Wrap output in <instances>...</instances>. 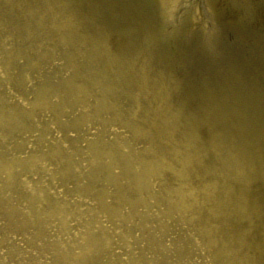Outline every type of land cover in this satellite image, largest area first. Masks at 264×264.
<instances>
[{"label": "rangeland", "instance_id": "rangeland-1", "mask_svg": "<svg viewBox=\"0 0 264 264\" xmlns=\"http://www.w3.org/2000/svg\"><path fill=\"white\" fill-rule=\"evenodd\" d=\"M236 55L254 69L241 70ZM181 74L188 79L180 85L170 79ZM76 86L89 97H72ZM206 92L219 96L225 117L211 113V123L199 125L202 142L189 143L186 124L212 106ZM100 99L110 103L101 113ZM167 104L181 114L174 136H162L157 125ZM1 118L0 162L41 154L48 160L0 177V264H34L37 257L45 264L68 237L46 217L37 220L41 230L18 227L28 205L38 213L63 202L77 210L74 237L99 210V194L124 215L139 195L166 213L168 196L184 186L195 188L192 205L168 218V234L154 230L167 251L158 264H264V0H0ZM226 134L229 144H207ZM112 148L122 181L104 163L92 164L95 151ZM126 150L129 166L173 154L180 168L185 154L200 161L187 177L164 169L148 194L133 185L137 172L123 165ZM63 168L67 173L56 175ZM208 186L213 207L204 203ZM106 214L100 219L113 234ZM123 226L135 238L126 245L116 236L111 251L153 264L154 244L140 226Z\"/></svg>", "mask_w": 264, "mask_h": 264}, {"label": "bare ground", "instance_id": "bare-ground-1", "mask_svg": "<svg viewBox=\"0 0 264 264\" xmlns=\"http://www.w3.org/2000/svg\"><path fill=\"white\" fill-rule=\"evenodd\" d=\"M234 62L240 65L241 70L247 68L251 69L253 68V64H251V60L244 56H238L236 55L234 57ZM256 67V66H255ZM254 69V68H253ZM258 69V68H256ZM259 70V69H258ZM173 83L180 85L184 81L188 79L187 75L181 74V75H173L171 78ZM155 83L157 84L156 80ZM147 90L151 89L150 85H147ZM75 94H72V97H79V99H82L83 101L89 97L90 93L88 94V91L86 87L84 86H76L75 88ZM207 94L205 97L207 98L208 102L211 103L212 106L208 107V115L207 116H201L196 115L192 120H189L187 126L188 131V141L189 143H193L192 139H194L196 142L199 140H202L201 131L199 129L200 124L207 125L214 117L211 113L219 114L222 118L225 117L224 114V105L222 101L219 99V96L217 94H213L212 92H206ZM65 96V95H64ZM66 97V96H65ZM104 101V102H103ZM96 110L97 112L104 111L107 108H109L110 103H107L105 99H100L97 101ZM168 109L161 110L160 115H162L157 123L158 127L161 129L162 136L163 135H171L175 132L179 124L176 123V119L180 114V111L175 112L173 105L167 104ZM96 112V111H95ZM99 113V114H100ZM176 113V117L174 115ZM98 118V114H96ZM102 120H100L101 125H107L108 120L104 119L101 116ZM88 116L86 115L85 120L88 121ZM91 119H95V116H92ZM5 118L0 119V124H3L5 122ZM113 122V121H112ZM114 123V122H113ZM198 124L197 128L195 127L196 124ZM211 123V122H210ZM209 123V124H210ZM115 124V123H114ZM241 125H239L240 127ZM143 130V129H142ZM141 131V129H140ZM144 133H148L144 129ZM174 136V134H173ZM246 140V139H245ZM124 141L118 140L117 145H121L120 142ZM126 141V140H125ZM202 142V141H201ZM222 143V144H229L230 140H228V136L222 135L220 138L216 139L213 137H210L207 144H216ZM233 144V143H231ZM122 145L128 147V142L125 143L122 142ZM204 145V144H201ZM234 145V144H233ZM153 146V145H152ZM130 147H128L129 150ZM114 149H110V151L99 152L95 151L92 157V164L99 165L101 163H104L106 166L110 168L112 171L111 178L114 181H122L123 175L119 173V170L117 169L118 162L115 159V156L113 154ZM100 153V154H99ZM126 160L123 161V165L127 166V168L130 170H134L133 172L136 173L135 180L133 181V185H135L140 191L146 192L150 194L153 189L154 185L151 181V178L153 176L159 175L164 169H175L179 172V175H183L184 177L188 176L187 170L188 167L192 164H195L200 161L199 157L193 156L192 154H185V156L182 157V161L185 163V165H182L180 168L177 167L176 163H174L173 156L176 154H173L170 159L163 158H153L151 161H144L140 160L141 162L137 166H129L133 164V159L130 156L129 151H124ZM191 155V156H188ZM47 159V156L44 154L41 155H33L27 160H17V158L12 159L10 161L3 160L0 162V177L4 174L7 176H13L15 166L16 165H31L34 166L38 163H45ZM159 161V162H158ZM141 165V166H140ZM62 171V173H67L68 168L63 169H56V175H59V173ZM190 175V173H189ZM47 189L44 187L43 191L41 192V195H44L41 197V201L45 204L48 199L46 198V191ZM207 190V196L204 198V203L209 204L210 207H213L212 200L213 195L211 194L209 190V186L206 189ZM172 193H174V196L172 197ZM170 196H168V202L172 206L171 211L161 213L159 211H156L157 209L153 210L148 205L147 199L143 198V195H139V199L134 201V207H131V210L133 213L124 215L121 213V210L118 209H110V203L108 200V196L104 193L98 195V201L97 205L99 207V210H92L90 211V217L87 218L83 222L82 226L83 229L74 237L71 236L70 226L72 220H78L77 216V210H72L69 208V206H65L63 203H58L53 206L51 210H45L41 211V213H38V211H35L31 205H28V208L26 210L21 211V214L24 213L23 218L18 222V227L24 229L27 228L30 225L36 224L39 227V230H41L43 224L41 222H37L38 219L41 218H47L49 221H54V224H58V227L61 229L62 235L68 236L63 237L59 240L58 243H56V246L53 248L52 253V259L46 260L45 264H140L142 262H145V256H142L143 260L140 258V256H136V258H133L130 262L124 260L123 258H119L116 256V253H113L111 251V247L114 244L115 237L117 236L118 241H121L128 244L127 241L129 239L135 238V234L132 232V229L127 227H124L123 224L135 226L136 224L140 226L141 229V235L144 236V239H147L151 243H153L156 255L154 258L151 259L153 264H158L157 261L159 254H162L161 256L166 259L167 251H166V244L165 242H161L157 236V234L154 232L156 229H161L163 232L168 234L170 232V221L168 222V218L173 216L176 213H179V211H185L189 209L190 205H192V201H187V198L189 199L191 196H195V188L194 187H180L176 188L171 192ZM177 197V199H175ZM196 199V197H195ZM28 203V202H27ZM41 206V205H40ZM73 206H76V204H73ZM175 206V207H174ZM208 206V205H207ZM40 209V208H38ZM37 209V210H38ZM102 210H105L107 212L106 216L111 220L113 223L112 228H110L111 231H113V234L108 231L107 226L103 223V221L100 219V215L102 213ZM178 211V212H176ZM176 212V213H175ZM138 217L142 218V220L138 221ZM69 226V227H68ZM59 229V230H60ZM41 235V233H39ZM40 251L45 253H50L49 247H42ZM105 254V256H102V254ZM34 264L39 263L38 257L33 262ZM183 263V262H181Z\"/></svg>", "mask_w": 264, "mask_h": 264}]
</instances>
